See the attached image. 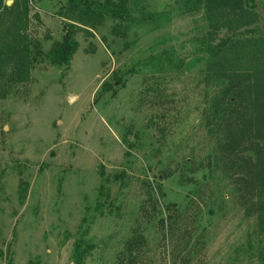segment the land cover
<instances>
[{"label":"rangeland","instance_id":"rangeland-1","mask_svg":"<svg viewBox=\"0 0 264 264\" xmlns=\"http://www.w3.org/2000/svg\"><path fill=\"white\" fill-rule=\"evenodd\" d=\"M67 1L31 2L44 52ZM245 3L256 17L237 28L202 2L128 0L123 19L73 23L69 65L4 86L0 264H260L264 215L246 216L205 124L214 50L264 37V0Z\"/></svg>","mask_w":264,"mask_h":264},{"label":"trees","instance_id":"trees-1","mask_svg":"<svg viewBox=\"0 0 264 264\" xmlns=\"http://www.w3.org/2000/svg\"><path fill=\"white\" fill-rule=\"evenodd\" d=\"M0 0V91L9 83H25L32 66L42 59L52 65H69L78 49L75 21L96 25L94 19L125 18L128 0H68L61 6L62 39L48 52L33 40L31 2ZM214 14L230 13V27L255 20L245 0H194ZM63 12V13H62ZM77 19V20H76ZM117 27H114V31ZM207 65V83L220 86V94L206 112L205 124L216 143L218 161L231 180L247 217L264 215V37H232L216 48ZM140 239V238H139ZM137 240V239H136ZM128 241L129 261L138 241ZM79 257L76 263H81ZM6 264H12L8 261ZM264 264V258L260 262Z\"/></svg>","mask_w":264,"mask_h":264},{"label":"water","instance_id":"water-1","mask_svg":"<svg viewBox=\"0 0 264 264\" xmlns=\"http://www.w3.org/2000/svg\"><path fill=\"white\" fill-rule=\"evenodd\" d=\"M13 2V0H8L7 4L10 5Z\"/></svg>","mask_w":264,"mask_h":264}]
</instances>
